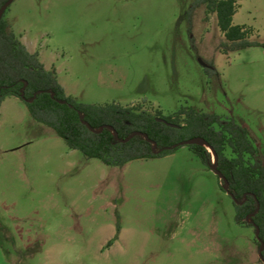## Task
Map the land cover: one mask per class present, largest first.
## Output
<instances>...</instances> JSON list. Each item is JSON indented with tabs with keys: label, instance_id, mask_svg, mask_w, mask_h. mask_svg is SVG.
<instances>
[{
	"label": "rangeland",
	"instance_id": "374dc122",
	"mask_svg": "<svg viewBox=\"0 0 264 264\" xmlns=\"http://www.w3.org/2000/svg\"><path fill=\"white\" fill-rule=\"evenodd\" d=\"M196 1L14 0L4 17L78 101L233 118L264 157V46L225 53L216 13L198 5L189 22ZM236 6L233 23L264 43V0ZM257 240L190 146L107 166L20 98L2 102L0 264H264Z\"/></svg>",
	"mask_w": 264,
	"mask_h": 264
},
{
	"label": "trees",
	"instance_id": "16d2710c",
	"mask_svg": "<svg viewBox=\"0 0 264 264\" xmlns=\"http://www.w3.org/2000/svg\"><path fill=\"white\" fill-rule=\"evenodd\" d=\"M8 0H0V9ZM206 5L216 13L226 41L225 53L264 46L248 37V29L233 23L236 0H197L190 7L189 22L195 6ZM0 20V108L8 96L20 98L31 116L52 128L70 149L79 150L87 159L96 158L107 166L124 167L137 159L161 158L176 152L184 140L202 137L217 153V168L227 179L236 209V221L250 225L259 238L260 256L264 259V157L251 138L248 126L233 118L182 107L164 116L138 106L118 103H84L67 94L54 67L47 68L38 52H31L4 17ZM207 71L214 73V64ZM159 118L178 125L170 126ZM139 132L137 135H133ZM213 170L214 155L208 147L188 145ZM230 148L233 156L227 155ZM223 187L226 183L220 178ZM121 228L118 226L119 234ZM118 236H116L117 238ZM113 240L108 243L112 245Z\"/></svg>",
	"mask_w": 264,
	"mask_h": 264
},
{
	"label": "water",
	"instance_id": "95a60500",
	"mask_svg": "<svg viewBox=\"0 0 264 264\" xmlns=\"http://www.w3.org/2000/svg\"><path fill=\"white\" fill-rule=\"evenodd\" d=\"M14 0H8L3 6L2 8L0 9V20L4 14V12L6 11V9L12 4ZM201 63L204 65V66H208L207 63H205L203 60H201ZM159 121H162L170 126H173V127H178V125L176 124H173V123H170L168 122L166 119L164 118H159ZM139 134V132H135L133 135H137ZM190 144H197V145H203V146H206L209 148V150L212 152V154L214 155V165H213V171L218 175L219 178H222L224 180V182L226 183V186H225V189H228V182H227V179L223 176V174L218 170L217 168V163H218V157H217V153L213 150V148L211 146H209L205 140L202 138V137H196V138H192V139H188V140H184L180 143L181 146H184V145H190ZM257 238H259V228L257 227ZM261 250H264V244L262 245V248ZM261 259L263 260L264 262V259L263 257H261Z\"/></svg>",
	"mask_w": 264,
	"mask_h": 264
},
{
	"label": "clouds",
	"instance_id": "9594fccd",
	"mask_svg": "<svg viewBox=\"0 0 264 264\" xmlns=\"http://www.w3.org/2000/svg\"><path fill=\"white\" fill-rule=\"evenodd\" d=\"M65 250H66L68 256L71 257L74 254L76 249L71 244L66 243L65 244Z\"/></svg>",
	"mask_w": 264,
	"mask_h": 264
},
{
	"label": "crops",
	"instance_id": "0c3cea01",
	"mask_svg": "<svg viewBox=\"0 0 264 264\" xmlns=\"http://www.w3.org/2000/svg\"><path fill=\"white\" fill-rule=\"evenodd\" d=\"M23 41V40H22ZM23 43L27 46V44L23 41ZM27 48L29 49V47L27 46ZM29 51H31L30 49H29ZM31 52H33V51H31ZM43 62V61H42ZM44 63V62H43ZM45 66H46V64H45ZM47 67V66H46ZM48 68V67H47Z\"/></svg>",
	"mask_w": 264,
	"mask_h": 264
}]
</instances>
